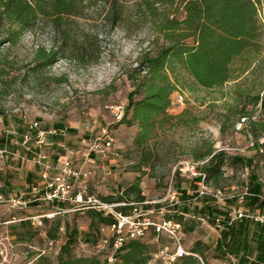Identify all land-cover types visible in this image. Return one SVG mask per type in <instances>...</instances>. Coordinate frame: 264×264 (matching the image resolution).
<instances>
[{
	"label": "trees",
	"instance_id": "1",
	"mask_svg": "<svg viewBox=\"0 0 264 264\" xmlns=\"http://www.w3.org/2000/svg\"><path fill=\"white\" fill-rule=\"evenodd\" d=\"M88 1L91 0H0V20L6 25L7 42L16 43L26 30L34 28L40 20H49L55 28L60 29L64 17L79 14ZM97 1L109 4V16L115 25L135 16L136 22L149 25L153 36V48L140 55L138 66L132 74L134 89L129 94L124 117L120 120L121 123L138 124V144H147L167 122L185 117V111L177 116L169 113L178 84L183 82L181 80H185L184 85L189 84L186 75H181L182 73L205 89L222 88L227 83L234 82L237 96L228 111L232 113L237 110L238 121L243 117L241 115L252 118L257 107H260V114L264 113V93H261L264 90V0H129L131 5L129 4L128 10H124L122 0ZM58 54L54 49L39 48L35 56L37 67L53 65ZM238 61L241 62L240 65ZM139 93L141 97L137 98ZM250 104L253 109L248 108ZM0 116L3 123L8 125V121L3 120L5 113L1 108ZM191 120L198 122L197 117ZM55 127L65 125L57 122ZM247 128L255 140V145L251 148L259 149L264 146L259 142L264 137V122L252 120ZM19 129L22 141L26 127ZM67 130L77 132L75 128ZM12 134L0 136V148L8 147L19 151L22 156L26 155L21 141L20 148L15 146L18 143L14 142ZM61 137L54 136L44 147L49 144L54 146ZM67 152L68 149L64 153L50 155L55 163H60ZM192 156L193 161L199 163L201 174L190 178L189 187L184 186V179L177 175V182L173 183L177 191L175 200L144 204L149 199L139 195L138 200H130L124 191L118 192L119 194L114 192L111 196L97 194L105 201L135 203L118 207L125 214L140 207L154 209L153 214L162 216L160 220L174 219L182 227L183 242L184 233L197 231L200 222L207 220L220 229V236L213 248L216 256L228 260L225 264H264V224L249 218L232 221L230 206L220 205L212 196H198L195 192L198 187L196 181L205 180L217 185L230 158L233 162L247 161L250 165L254 159L230 156L224 149H216L213 143L207 141L194 146ZM17 160L11 157L3 166L0 165V195L6 198L14 193L15 187L12 176L14 172L10 173L7 166L15 165ZM35 165L38 174L35 177L31 172L27 177L31 185H37L41 181L40 166ZM177 172L181 174L179 170ZM247 186L250 194L245 198V205L251 211L264 213V185L254 172L250 174ZM130 189H139V180ZM235 200L236 197L229 199L230 203ZM31 205L47 210L70 206L64 201L52 203L42 200ZM163 207L165 211L161 212ZM85 212L90 219L86 230L72 222L70 213L59 214L52 219L45 218L42 228L28 218L33 215H20L19 222H11L5 228L18 232L14 238L18 243L16 251L35 254L30 262L34 261V264H152L154 253L162 246L172 244L166 233L150 227L147 234L152 239L157 242L164 239L166 241L154 251L151 243L142 240L143 237H127L115 249L117 235H112L109 243L104 246L103 240L107 235L103 229L116 223V218L95 209H87ZM153 214L150 215L151 218L157 220ZM48 222L50 224L47 228ZM61 226L65 227L64 231H61ZM47 239V245L39 250L30 246L35 240L42 242ZM59 239L62 242L57 257L55 261L47 263L56 248L50 249L49 241ZM211 245L199 239L188 249L190 254L179 257L173 264H209L205 251ZM14 247L16 245L12 249ZM254 252L256 256L252 258ZM111 254L115 256L113 262L109 261ZM195 254L201 256L204 263ZM231 256L237 259V263H233Z\"/></svg>",
	"mask_w": 264,
	"mask_h": 264
},
{
	"label": "rangeland",
	"instance_id": "2",
	"mask_svg": "<svg viewBox=\"0 0 264 264\" xmlns=\"http://www.w3.org/2000/svg\"><path fill=\"white\" fill-rule=\"evenodd\" d=\"M122 1L124 10H128L131 2ZM109 12L108 3L91 0L85 2L79 14L65 16L60 29L49 20H40L34 28L26 30L16 43L7 42L6 25L0 20V108L5 113L3 120L9 123L7 125L0 120V136L13 131L14 142L18 143L15 146L20 148L19 128L25 123L36 119L43 127L51 129L57 122H63L67 128H75L77 132L67 130L54 146L49 144L44 147L47 153L56 155L73 147L83 148V138L94 137L99 129L109 125L121 149V156L100 160L94 166L83 165L84 169L93 171L88 177L91 189L103 196L124 191L130 200L136 201L142 195L151 201L161 202L167 197L168 188L177 182V175L184 179V186H190L189 172L180 168L187 167L194 160L193 147L206 141L213 143L216 149H224L230 156L254 159L250 165L247 161L233 162L230 158L219 183H209L212 188H221L228 194L240 193L252 172L257 173L264 183V153L249 147L250 129H238L237 110L228 111L237 96L232 81L222 88L205 89L182 73L189 84L184 85L185 80L178 84L169 113L177 116L185 111L186 115L183 119L167 122L147 144L136 142L139 133L137 123L116 120L114 106L121 105L125 112L129 94L134 89L132 74L138 66V59L143 52L153 48L154 42L147 23L136 22L133 16L115 25ZM39 48L56 50L59 53L56 62L51 66L37 67L35 56ZM240 63L238 61V65ZM179 94H183V102L178 101ZM136 97H141V94ZM248 108L253 109V105H248ZM254 116L255 121L264 122L260 107L255 109ZM194 117L198 118L197 123L192 122ZM87 126L95 128L94 134L88 132ZM18 173L14 170L13 181L28 180L26 174L20 177ZM138 180L139 189H130ZM30 206L19 209L0 202V222L2 217L11 215L14 210L18 209L20 214L27 213L25 210ZM227 206L233 210L243 204L235 200L227 202ZM85 211L70 212L72 222L80 228L88 227L90 221ZM153 215L157 220L162 217ZM5 226L0 223V264H34V261L30 262L35 254L13 249L4 259L1 250L11 242L7 239ZM219 235L218 227L202 220L197 231L184 233L183 237L187 249H191L199 239L212 244L205 251L208 263L224 264L228 260L216 256L213 248ZM142 240L151 243L152 251L166 242L165 239L157 242L149 233ZM44 243L40 242V246ZM52 254L47 263L55 261L57 253Z\"/></svg>",
	"mask_w": 264,
	"mask_h": 264
},
{
	"label": "built area",
	"instance_id": "3",
	"mask_svg": "<svg viewBox=\"0 0 264 264\" xmlns=\"http://www.w3.org/2000/svg\"><path fill=\"white\" fill-rule=\"evenodd\" d=\"M178 101L183 102V94L178 95ZM116 120L120 121L124 117V108L121 105L114 106L113 110ZM256 116L250 118L243 116L238 121V129L248 127ZM0 120H2L0 118ZM26 131L22 134L21 145L26 152L22 156L19 151H14L8 147L0 148V160L7 161L9 158L22 157L23 159L31 160L33 163L40 166L41 181L37 185H30L28 189L20 190L12 193L8 198L0 195V202H6L13 208H26L29 204L35 201H64L70 204L69 207L54 209L30 216L33 224L43 227L44 219H52L56 215L66 214L79 210L95 209L105 214L113 215L117 222L113 225L105 227L103 230L111 232L106 234L103 240V245L109 243L110 236L117 235L115 241V249L120 247L127 237H144L150 227H155L158 232L166 233L172 240V244L162 246L156 251L152 257V264H173L179 257L190 254L186 248L182 238V227L174 219L155 220L151 218L155 210L143 209L135 207L133 212L125 214L118 209L120 206L129 204L125 201H105L100 196L91 190L88 183V177L92 175V169H84V164L94 166L98 161H106L117 159L121 156V149L117 144L116 137L109 125L99 129L94 137L83 138V148H70L67 154L63 157L60 163H55L53 158L44 149V145L50 142L54 136H63L67 132V127H53L51 129L42 128L40 120H32L25 123ZM94 127L87 126L89 133L94 134ZM35 131V133H34ZM249 146L255 145V140L250 134ZM263 142V140H262ZM80 161L82 164H80ZM198 162H190L187 167H181L180 170L189 172V177L199 176L201 173L198 169ZM111 172V171H109ZM196 193L198 196L210 195L220 205H226L229 199L237 198L239 203H243L247 195H249L248 186H244L242 191L237 194H228L221 188H212L208 182L201 180L197 182ZM177 198V191L173 185L168 188V195L161 202L172 201ZM196 199V198H194ZM155 201L146 200L144 204L154 203ZM162 208L161 212H164ZM230 215L232 221L248 217L256 222L264 224V213L247 210L244 208H234ZM65 227L61 226V231ZM7 239L9 237L7 236ZM56 247V241H49V248ZM10 248V249H9ZM12 251V245L6 246L1 250V254L6 260L9 256V251ZM46 250L43 252L45 253ZM115 260L114 254L109 256V261Z\"/></svg>",
	"mask_w": 264,
	"mask_h": 264
},
{
	"label": "crops",
	"instance_id": "4",
	"mask_svg": "<svg viewBox=\"0 0 264 264\" xmlns=\"http://www.w3.org/2000/svg\"><path fill=\"white\" fill-rule=\"evenodd\" d=\"M10 132V131H9ZM10 133H13V131H11ZM262 140H263V142H262ZM259 142L261 143V144H264V137H261L260 139H259ZM250 147V146H249ZM251 148V147H250ZM253 151H255V152H260V153H264V146H260V148L258 149V148H254L253 149ZM250 158V157H249ZM17 159H19V160H17ZM16 160H17V162H16V164L15 165H8L7 166V170L11 173V172H14V170H18V174H19V176L20 177H23L24 176V174H26V177H28V175H29V173H33V175L36 177V174H38V171H37V167H36V165H35V163H33L31 160H28V159H23L22 157H16ZM8 161V160H7ZM5 162L6 161H1L0 160V165H4L5 164ZM26 162H30V164H26ZM18 164H21V165H19L18 166ZM14 169V170H13ZM255 173V172H254ZM256 175H257V173H255ZM260 179V178H259ZM261 181V180H260ZM197 182L198 181H196L195 183L197 184ZM262 182V181H261ZM248 184V183H247ZM262 184L264 185V183L262 182ZM14 185H15V187H14V192H17V191H20V190H25V189H28L29 187H30V185H31V183H29L28 182V180L27 181H14ZM192 201V200H191ZM243 204V206H239V208L241 207V208H244V209H247V210H250V208L249 207H247L246 205H245V202H243L242 203ZM224 206V205H223ZM225 206H227V204L225 205ZM235 208V207H234ZM233 208V209H234ZM10 210V209H9ZM18 210V209H17ZM17 210H14V211H12V213H11V215H8V216H5L4 218L2 217L1 218V224H9V223H11V222H19L20 220H21V218H20V215H27V216H29V215H37V214H40V213H44V212H47V211H50V210H47V209H43V208H41V207H38V206H33V205H31L30 206V208L29 209H27V210H25L27 213H22V214H20V213H18V211ZM1 211H3L2 212V214H4L5 215V211L3 210V209H1ZM232 211V210H231ZM230 211V212H231ZM27 216H26V218H27ZM244 218H248V217H244ZM250 219V218H249ZM240 220V219H239ZM42 228V227H41ZM88 227L86 226H84V227H82V229H87ZM6 232H7V236L9 237V239L11 240V245H12V248H13V246H15L16 245V248L14 247V249H13V251L14 250H16L17 249V241H15L14 240V238H16V236H17V234H18V232H16V231H14V230H10V229H6ZM109 232V231H108ZM220 236V235H219ZM49 239V238H48ZM48 239L45 241V243H44V246H46L47 245V242H48ZM61 242H62V239H59V240H57L56 241V248H55V252L57 253L58 251H59V249H60V247H61ZM20 244V243H19ZM41 244H40V241H38V240H35L34 242H33V244H31L30 246H32L33 247V249H36V250H39L40 249V247H42V246H40ZM196 256H198L199 258H201L202 259V257L201 256H199V255H197V254H195ZM256 256V252H254L253 253V255L251 256L252 258H254ZM231 259H232V261H233V263H237V259L234 257V256H231ZM202 261H203V259H202ZM228 262V261H227ZM203 263H204V261H203ZM209 264H212V263H209ZM225 264V263H224Z\"/></svg>",
	"mask_w": 264,
	"mask_h": 264
}]
</instances>
